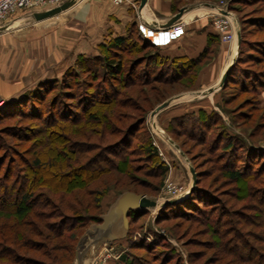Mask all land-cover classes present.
<instances>
[{
    "label": "rangeland",
    "instance_id": "374dc122",
    "mask_svg": "<svg viewBox=\"0 0 264 264\" xmlns=\"http://www.w3.org/2000/svg\"><path fill=\"white\" fill-rule=\"evenodd\" d=\"M63 1L65 0H60V3ZM85 1L77 0L79 2L77 5H81ZM123 1L110 0L113 16L110 15L108 19H105L106 21H103L104 23L102 22L103 19H94V24H77L70 17L76 7L41 21L26 23V19L31 13L48 10L57 5L22 9L6 21L5 24L14 27L0 33V81H8L12 84L23 83L24 92L20 96L25 94L27 97L11 106L10 115L0 116V176H3L6 165H10L12 169L8 183L12 182L16 174L17 176L25 175L27 180L34 176L30 184L31 191L37 196H41L42 193L48 195V205L43 207L41 211L45 210L49 216H52L48 219L49 222H57L55 218L61 213L58 206L61 211L70 214L71 210L67 202L75 201L76 195L85 194L89 200L91 194L94 193L91 187L94 188V185L100 187L99 183L104 182L106 175L104 173L85 174L83 171L77 175L73 172L77 165L74 166L72 163L69 166V163L66 162L67 159L63 158V152L64 150L67 151L66 148L70 141L72 143L91 142L89 140L92 135L89 134L90 137H87L84 133L89 132L91 125L94 124L80 119L83 111L82 104L85 100L81 98L80 92L85 88L91 92L89 98L93 104L90 103L89 105H93L92 112L99 109L105 113L100 116V121L96 126L101 127L104 122H108L109 119L111 121L113 135H107L105 140L100 134V136L96 134L97 136L93 135L92 137V141L100 144L99 146L102 147L112 142V139L117 140L119 127L123 128L126 124L128 126L134 120L144 121L140 127H134L135 131L133 129L130 131L133 138L131 139L132 148L136 152L132 155L135 168L127 170V179L132 185L127 183L123 187H117V189L114 185L108 186L107 192L97 203L98 210L94 211L93 208H89L87 212L91 215L104 212L117 196L118 191L125 189H133L138 194H143L157 202L155 207L146 209L145 213L131 224L130 232L128 231L124 239L101 244L96 251H89L86 254L87 264H119L123 253H126L124 264H136L135 259L127 252L141 256L139 263L146 264L144 263L145 257H148L146 251L140 247H133L137 244L143 245L142 243L156 246L154 252L151 253L155 255L150 256V261L147 264H158L159 261L155 258L159 257V254L163 258L173 257L169 264H252L250 259L236 256L243 254V257H246L248 253H251L250 250L242 247V240L253 245L255 251L261 255L260 260L264 261V250L261 247L264 243H257L252 237V234H256L258 229L243 226L239 230V237L236 236V233L230 234L227 231L226 237L221 238L219 237L220 234L215 233L217 229L213 223L216 216L223 214L222 229L230 226L231 220L242 223L248 219L255 221L258 213L253 205L262 208L263 199L260 200V198L264 196L261 187L264 171L253 176L251 174L250 176L249 173L255 167L254 163L259 156L263 158L261 160H264V92L259 94L258 104L253 101V95L250 91L240 89L234 83H229L225 89L220 88L205 96L193 93L206 90L211 83L215 84L217 81L218 78L208 80L211 70L208 66L219 51L222 50L227 53L226 63L235 53L236 42L234 45L225 43L216 32L214 41L208 47L210 52L196 67V79L192 88L182 87L181 83L185 81L171 84L153 81L143 84L139 81L133 85L130 83L132 79L125 77L127 69L125 73L122 72V74L124 73L123 76L120 74L116 79L105 76L104 79L107 81L103 82L100 72L102 61L95 63L96 66L101 65L100 70H97L99 71L97 75L91 70L90 72L84 70L85 67L81 68L78 61L86 52L90 53L86 56L98 55L100 59L106 56L110 59L113 58L111 51L102 49L99 45L108 43L109 39L115 35L113 34L115 30L111 31L110 28H117L120 25L117 21L119 17L116 12L118 5H121ZM160 1L167 5L170 12L171 3L177 9L183 6L211 4L227 10L230 13L229 17L236 19L237 25L238 16L250 18L253 15H264V9L257 4L252 6L237 4L234 5L236 8L231 7L234 8L233 11L229 10L227 7L230 0ZM135 8L136 4L132 2L131 9L135 11ZM208 9L206 10L210 16L209 23L213 27L211 15L217 11L213 8ZM190 14L186 13L182 17L185 20L195 18L194 13ZM131 21L125 25V31ZM138 25L140 24L138 23ZM245 32L247 39L255 40L264 37L262 33L253 31L249 25L245 27ZM149 51H153V49H146V51L138 53L134 49L126 51L122 55L123 66L125 67L127 62L134 57L145 55ZM159 52L161 53V49ZM236 52L238 54V49ZM161 55L163 54L161 53ZM109 58L108 60H110ZM116 60L118 59L116 58ZM92 64L89 62L90 67L95 65ZM254 68L256 70L264 68V60L261 64L254 65ZM202 71L207 74V77H204V85L198 87L197 79ZM70 72L74 73L73 78H71ZM76 74L80 75L77 76ZM137 74H134L133 78L136 76L138 79L139 77L144 78L140 75L141 73ZM43 77L45 78L43 79ZM79 77L83 79L82 82H79ZM120 77H122L123 82L129 83L123 85ZM101 88H106L108 91L106 94L110 98H114L116 95L113 91H119L118 96H115L116 101L110 105H99L97 101L100 99ZM97 89L100 90L98 93ZM225 96L230 99L226 105L223 103ZM15 97L13 98L15 99ZM169 98H172L171 102L152 115L153 110ZM4 102L0 108L4 107ZM94 103L97 104L94 105ZM29 106H34L33 112ZM200 110L216 113L218 118H216V122L219 125L214 126L210 133H206V138V134L202 133V131H206L205 125H201V133L195 132V125H191L193 116H197ZM240 114L244 116H239ZM179 116L189 117L175 119ZM43 130L45 135H42L41 131ZM160 130L172 139L177 145V149L167 142ZM228 134L232 135L230 140L235 141V150L222 148ZM216 139L220 142L218 149L215 148L217 146ZM101 140L106 144L101 143ZM152 146L156 148L157 155L149 158L147 157L149 152L146 148ZM247 149L250 150L248 153H246ZM96 152L95 150L91 151L89 156L96 154ZM35 158L40 160L39 165H34L33 168L28 169L27 165H31ZM232 162L235 163V166L231 164ZM158 163L164 164L163 167L166 170L153 169L152 166ZM189 166L195 174V185L193 190L186 194L192 182ZM259 166L263 167L262 164ZM230 168L240 169L245 174V178L238 182L231 180L226 174ZM113 172L111 171V174ZM197 185L203 187V190H200ZM168 186L175 189L177 195L171 197V192L168 193ZM88 192L90 195L86 194ZM191 195L193 197H190ZM199 196L201 198L194 200L195 197ZM174 198H176L174 203L163 204L166 200ZM180 200L183 201L179 202ZM204 201L211 203L212 206L200 203ZM183 202L188 206L184 205ZM203 208H214L213 220L210 224L198 219ZM9 211L0 214V223L19 224L20 221L28 224L32 221L37 222L33 210H27L25 214L20 216H16L13 210ZM40 229L42 235L31 236L27 242L34 243L39 248L43 243L48 245L50 241L58 248L65 249L55 250V252L58 254L66 253L68 259L70 253L66 250L67 246L68 244L70 247L73 245V241L80 230L71 229L64 233L61 246V243L53 238L54 235L50 234L46 226L40 225ZM252 231L254 233H251ZM259 232L264 236V227ZM228 238L230 239L226 241ZM1 239L0 234V242H2ZM220 240L223 241V244L238 241V246L231 243L229 247V249H236L237 254L225 252L219 242ZM5 244L14 248L21 255L28 253V255L36 256L39 259L49 260L51 258L49 255L45 257L41 253V249L40 251H29L24 247L21 249V245L11 240L6 241ZM166 250L168 251L166 252ZM171 250L174 252L173 256ZM164 251L166 253H161ZM189 254L192 255V262L188 257ZM143 260L144 262H142ZM0 264H14V262L6 259L0 261Z\"/></svg>",
    "mask_w": 264,
    "mask_h": 264
},
{
    "label": "trees",
    "instance_id": "16d2710c",
    "mask_svg": "<svg viewBox=\"0 0 264 264\" xmlns=\"http://www.w3.org/2000/svg\"><path fill=\"white\" fill-rule=\"evenodd\" d=\"M246 5V6H252L254 4L259 5L264 9V0H230L229 6L227 7L229 10H234L235 7L234 5ZM211 5V4H209ZM179 9V8H178ZM177 7L171 3V12L174 14L177 12ZM236 11V10H235ZM234 11V12H235ZM238 22V27L240 31V42H239V47H238V54L235 58V62L233 67L230 69L225 82L223 83L221 89H225L229 83H234L239 86L240 89L243 90H248L252 93L253 95V101H255V104H258L259 102V94L264 92V68L256 70L254 68V65H259L263 62L264 60V37H259L255 40L247 39L245 38V27L247 25L250 26V28L253 31H256L257 33H262L264 35V15H253L250 18H240L238 16L237 18ZM215 39V36L209 37L207 40V45L204 47V49L200 52V54L197 57L194 58H188V57H169V56H164L161 55L159 52V47L153 45L148 39L143 38L140 36L139 28H138V23L134 20L130 22V25L126 27V32L124 36H113L109 39V42L106 44H100L101 48L111 51L113 58H109L108 56L106 57H101L96 55V56H81L80 60L78 61L79 66L81 68L87 67L84 70L89 71L91 70L92 73L97 75L100 70V66H96L100 61H102V70L101 72V80L103 82L107 81L104 79L105 76L108 77H113L116 79L118 76L121 74L125 73L127 69V73L125 75L126 78L132 79L130 83L133 85L136 83H139V81L143 82V84H148V82H163L164 84H171V83H176V82H182L181 84L184 86H187L186 88H192L194 86V82L196 79V67L200 64V62L206 58L210 50L208 47L210 46L211 42H213ZM217 39V38H216ZM136 50L137 53L141 51H146V49H153V51L146 52L145 55H139L134 57L132 60H129L126 64V68L123 66L122 58L125 54L126 51H131V50ZM108 58L110 60H108ZM116 58L118 60H116ZM116 60V61H115ZM89 62L95 64L93 67L89 66ZM95 66V67H94ZM128 67V68H127ZM141 67V68H138ZM124 73L122 74V72ZM138 71V72H137ZM141 71V72H139ZM73 72V71H72ZM138 73L137 75L143 76L144 78H141L136 76L133 78L134 74ZM71 78H73V74ZM133 74V75H132ZM77 76L80 74H76ZM98 79V78H97ZM121 83L128 84L129 82L122 80V77H120ZM83 79L79 77V82H82ZM66 82V81H64ZM82 84V83H81ZM102 92H100V99L97 101L99 105L101 104H106L110 105L116 101V97L118 96V92H115V96L113 97H108L106 93L108 91L106 88H101ZM100 90L97 89V93ZM81 98L84 100V103L82 104L83 111L80 116L81 120H85L87 123H92L94 124L93 126L91 125L90 131L84 133L87 137H90L89 134L94 136L101 135L102 137L105 138L107 135H113V130L111 129V121L109 119L108 122H104V124L101 125V127H97L96 124L99 123L100 121V116L104 113L103 110L97 109V111L92 112L93 108V103L90 102L91 99L89 98L91 92L89 90H86L83 88L80 92ZM114 94V93H113ZM161 94V93H160ZM27 97V95H22L18 98L12 99V100H7L4 102V107L0 108V116H5V115H10L11 112V106L18 103L21 100H24ZM230 99L225 96L223 98V103L226 105V103H229ZM92 103L91 105H89ZM97 103H94V105ZM31 109V112L34 111V106H29ZM9 110H6L8 109ZM2 111V112H1ZM30 112V113H31ZM29 113V112H28ZM105 114V113H104ZM188 115V114H187ZM194 115V114H193ZM216 113L213 112H206L204 110H200L198 112L197 116H193V121H191V125H195V132L201 133L200 128L201 125L206 127V131H202L204 134H208L212 131L213 127L216 125H219L218 122H216ZM243 114H240L241 116ZM238 116V115H237ZM244 116V115H243ZM189 116H182V117H176L175 119H181V118H188ZM218 119V118H217ZM79 120V119H77ZM144 121L142 120H134L133 123L127 124L121 128L119 127L118 131V139L114 140L112 139V142H109L106 144L104 141L101 143H105L106 146H99L100 144H97V142L92 141V137L90 138L89 141L91 142H74L72 141L69 142L67 146V151L64 150L63 152V158L67 159L66 162L69 163L68 165L71 166L72 163L75 166V169L73 172L75 174L80 175L81 171L85 174H94V173H99L106 175L104 178V182L99 183L100 187H96L94 185V188L91 187L94 190V193L91 194L89 200L86 198V195L83 194H78L76 195V200L72 202H67L68 206H70L71 213L68 214L66 212L61 211V209L58 206V209L60 210L61 213L55 218L57 222H49L48 219H50L48 212L41 209L48 205L49 199L47 198L48 195L42 193L41 196H37V194H34L31 189V182L33 181V177L29 178L28 180L26 179L25 175L22 174V176H17V174L14 176L12 182H7L10 177H11V166L6 165V169L4 171L3 176H0V214L2 212H10L9 210H13L14 214L16 216H20L26 213L27 210H33L34 211V216L37 218V222L32 221L29 222L28 224L25 222H18L19 224H12L8 222H1L0 227V234L2 236V242H0V261L2 260H10V262L16 263H32V264H69L74 257V247L76 244V241L78 237L81 235V233L85 230V228L90 224V223H98L99 222V215L102 214L103 212H98L96 214H89L87 211L89 208H93L94 211L98 210V201L100 198L107 192L108 186L114 185V187H123L127 183H130L129 185H132L129 179H127V170H133L135 167L133 166V156L136 152H134L132 148V136L130 134V131L134 127H140L141 124H143ZM81 130V129H80ZM83 130V129H82ZM45 135L46 133L41 131ZM97 134V135H96ZM207 134L205 135V138L207 137ZM99 135V136H100ZM217 135V134H216ZM232 135H227L226 139L224 140V145L222 148L224 150H235V141L233 142L230 140ZM173 138V137H172ZM101 139V138H99ZM173 140H175L173 138ZM217 141V146L215 147L216 149L219 148L218 144L220 142ZM221 141V140H220ZM102 145V144H101ZM97 146V147H96ZM215 149V150H216ZM221 149V148H220ZM240 149V147H239ZM97 151L96 154H93L89 156V153L91 151ZM146 150L149 152L147 153V157H152L153 155H157L156 148L154 146L146 148ZM102 151V152H99ZM248 150L246 153H248ZM59 155V153H58ZM262 157H258V159L254 163L255 167L253 168L252 172L249 173L253 175H259L262 171H264V160ZM242 162V160L240 159ZM262 161V162H261ZM40 160L38 158H35L33 160V163L31 165H27V168H33L34 165H39ZM238 160L235 162L237 164ZM235 163L233 166H235ZM260 164L263 165V167L259 166ZM258 165V166H257ZM164 164H155L153 169L157 170H162L165 171L164 169ZM134 167V168H133ZM137 167V166H136ZM85 168H88V170H85ZM27 169V171H28ZM138 170H141L138 168ZM97 171V172H95ZM111 171H114L111 174ZM24 172V171H23ZM22 172V173H23ZM25 173V172H24ZM27 173V172H26ZM227 176L233 180V181H241L242 179L245 178V174L238 169V168H230L226 171ZM28 175V174H27ZM247 175V174H246ZM250 175V176H251ZM130 176V175H129ZM198 183V182H197ZM262 187V193H264V180L261 183ZM87 187V185H85ZM90 187V186H89ZM200 190H203V187L197 185ZM196 187V189H198ZM87 189V188H86ZM90 190V189H88ZM123 191H131L134 193H138L134 191L133 189H125V190H120L118 191V194L123 192ZM87 195H90V193H86ZM117 194V195H118ZM38 197V199H37ZM190 197H193L192 195ZM201 198L195 197L194 200ZM263 199L262 208L258 207L257 205H253L255 207V211H257L258 216L256 220L254 221L253 219L246 220L245 222H239V221H234L231 220L232 224L230 226L225 227L222 229V218L223 215L216 216L214 219V226L215 229H217V234H220L219 237L224 238L223 236L226 237L227 231L230 234L236 233V236L239 237V230L243 228V226H251L255 227L257 230L256 234H252V237L255 238V242H261L264 243V236L261 234L263 227H264V196L260 198V200ZM183 200H180L181 202ZM50 203V202H49ZM184 203V202H183ZM203 205H211V203H208L206 201L200 202ZM216 203V202H214ZM184 205L188 206V204L184 203ZM69 208V207H68ZM213 209V210H211ZM38 212L36 213V211ZM213 211L214 208H209L205 209L203 208L201 211V216L198 217V219L211 223L212 222V217H213ZM221 212V211H220ZM145 212L144 211H130V214L128 216V221H129V229H131V224L136 221L137 218L142 216ZM53 216L54 213H53ZM242 223V224H241ZM236 224V225H233ZM239 224V225H238ZM40 225H44L47 227L49 230L50 234H53V238H56L58 240V243H61L63 240V235L67 231L71 229H79L80 232L76 235V238L73 241V245L68 244V248L66 249L67 252L70 253L69 258H66V253L65 254H58L55 252V250H65L62 247L58 248L57 245L51 244L50 241L48 245L46 243H43L42 245L38 247L35 246L34 243L27 242V239L31 238V236H40L42 235ZM238 225V226H237ZM23 227V228H21ZM230 228V230H229ZM254 228V229H255ZM216 231V230H215ZM130 232V231H129ZM251 233H254L252 231ZM45 237V236H44ZM49 239V238H48ZM230 238H228L226 241H228ZM237 239V238H235ZM11 240L14 243H17L21 245V249L24 247V249L27 250H34V251H40L42 250V254L49 255L51 257L49 260L48 259H39L36 256H30L27 254H20L17 251H15L14 248L7 246L5 243L6 241ZM242 240V239H241ZM4 241V242H3ZM161 241V240H160ZM28 244H27V243ZM221 243L222 249L225 252H229L231 254L236 255L237 250L236 249H229L230 244L234 243V241L230 242V244H223V241H219ZM246 240H242V247L248 249L251 251V253L247 254L246 257H243V254H238V258H247L250 259L252 264H264V261H261V255L255 251V247L253 245H250L249 243H246ZM63 243V242H62ZM61 243V246H62ZM143 245H133V247H140L143 248L146 251V255L148 257H145V262L144 260L142 262L148 263L150 261V256H153L155 254H151L154 252L156 246L154 244H144ZM236 246H238V241L234 243ZM261 247L264 250V244L261 245ZM168 250H166L167 252ZM161 252V253H166ZM160 253V252H159ZM127 254L131 255L135 261L136 264H140L141 262V256H137V254H131L127 252ZM171 255H174L173 250H171ZM126 253H123L121 255V260L119 261V264H124L125 259H126ZM191 254H189V259L191 260ZM172 258H163L161 254H159V257L155 258V260H158V264H169L172 261ZM193 259V258H192ZM192 262V260H191ZM131 264V263H129ZM135 264V263H133Z\"/></svg>",
    "mask_w": 264,
    "mask_h": 264
},
{
    "label": "crops",
    "instance_id": "0c3cea01",
    "mask_svg": "<svg viewBox=\"0 0 264 264\" xmlns=\"http://www.w3.org/2000/svg\"><path fill=\"white\" fill-rule=\"evenodd\" d=\"M159 1L147 0V4L142 11V17H139L137 12L139 0L138 2L137 0H124L121 5H118V11L116 12V15L119 17L117 21L120 25H118L117 28H110L111 31L115 30V32L113 33L115 34L114 36H124L126 32L125 25L131 20H136L137 23L144 27L145 31L147 29H151L153 30V32L156 30L172 31V27L167 29L163 28L162 23L166 22L173 14L170 12L164 2ZM109 2L110 0H86L79 6L77 5L79 2H77L75 5L69 8V10H71L76 7L75 11L70 15L71 20L81 25L86 23L91 24L93 23L94 19H103L102 22L106 21L105 19H108L110 15L113 16V7ZM132 2L136 4V8L134 9L135 11L131 9ZM206 9L208 8L198 6L187 12V14L194 13L193 15L195 18L188 20V18L186 17L187 20H185V18L181 17L180 20H178L174 24V29L175 27H182L183 32L179 37L171 39L168 44L159 47L163 55L169 56L171 58L183 56L194 58L200 54V52L206 46L208 38L216 36L214 28L209 23V9ZM197 12L198 14H195ZM84 55H90V53L86 52L84 53ZM226 58L227 53H225L224 51L221 50L217 53V56L215 57L213 62L208 66L211 68V70L209 71L210 76L208 80L218 78L215 82V84H217L225 68ZM38 76L40 77V75ZM204 77H207V74H204V72L202 71L197 79L198 87L204 85ZM44 78L45 77H43V79ZM215 84L211 83V85L209 86L212 87ZM22 92H24L23 83L21 84L20 82L19 84H12L8 81H0V100H12L14 99L13 97L20 96Z\"/></svg>",
    "mask_w": 264,
    "mask_h": 264
},
{
    "label": "water",
    "instance_id": "95a60500",
    "mask_svg": "<svg viewBox=\"0 0 264 264\" xmlns=\"http://www.w3.org/2000/svg\"><path fill=\"white\" fill-rule=\"evenodd\" d=\"M77 0H65L59 5L52 7L48 10L33 12L29 15L26 19V23H33L34 21H41L46 18L52 17L62 11H65L75 5ZM147 0H139L138 4V16L142 17V11L145 8ZM203 6L207 8H213L217 12L230 16V13L227 10H223L217 6H212L209 4H202V5H194V6H183L180 7L176 13H174L166 22L162 23L163 28L167 29L172 27L180 18L187 12L191 11L192 9ZM235 23V31H236V50L234 55L231 59L226 63L225 68L221 74L220 80L217 85L207 88L203 91H196L193 93H197L199 96H205L209 93L215 92L220 89L225 82V79L233 67L237 49L239 47L240 42V31L239 27L236 23V19L231 17ZM14 26H10L9 24H5L0 26V33L7 31ZM172 98L162 102L158 105L152 112V115L157 113L159 110L164 108L169 102H171ZM157 127V126H155ZM161 134L167 140V142L172 145L174 148H178L177 145L172 141V139L167 136L163 131ZM181 152V151H179ZM182 156L183 154L180 153ZM189 171L191 172L192 182L191 186L186 192V194L190 193L195 185V174L193 169L189 166ZM185 194V195H186ZM174 199H168L163 204H172L174 203ZM157 202L151 198L146 197L143 194L134 193L131 191H123L119 193L114 200L108 205L107 209L99 215V222L98 223H91L89 224L85 230L81 233L78 237L75 247H74V257L73 260L69 264H87L86 262V254L89 251H96L101 244L104 243H112L114 241H119L124 239L129 231V221L128 216L130 211H145L148 208L155 207Z\"/></svg>",
    "mask_w": 264,
    "mask_h": 264
},
{
    "label": "built area",
    "instance_id": "2783aa9c",
    "mask_svg": "<svg viewBox=\"0 0 264 264\" xmlns=\"http://www.w3.org/2000/svg\"><path fill=\"white\" fill-rule=\"evenodd\" d=\"M120 1V0H116ZM60 3V0H0V26L4 25L10 17H12L15 13H17L19 10L22 9H36L41 7H48V6H54L58 5ZM212 17V25L215 30V32L221 37V40L225 43L229 44H235L236 42V29H235V23L232 21L233 19L227 15H223L219 12H215L211 15ZM140 36L143 38L148 39L153 45L157 47L164 46L169 43V39L166 41L160 42V44L155 43L151 37L153 36V33L158 34L161 36L162 34H170L169 37L174 39L173 31L175 30V34L183 32L182 27H175L171 28L172 31L169 30H156L153 32L151 29H147L146 31L142 29V25H138ZM178 36V35H177ZM4 101L0 100V107L2 106V103ZM171 192V197L177 195V192L175 189L170 188L168 186V193Z\"/></svg>",
    "mask_w": 264,
    "mask_h": 264
},
{
    "label": "bare ground",
    "instance_id": "6f19581e",
    "mask_svg": "<svg viewBox=\"0 0 264 264\" xmlns=\"http://www.w3.org/2000/svg\"><path fill=\"white\" fill-rule=\"evenodd\" d=\"M58 5H59V4H58ZM142 29H144L143 26H142ZM175 30H176V29H175ZM175 30L173 31L174 39L177 38V37H179V36L181 35V32L175 34ZM152 35H153V36L151 37V39H153V40L155 41V43H157V44H160V42H162V41H166L167 39H169V42H170V40L173 39V38L169 37L170 34H162L161 36H159L158 34L153 33ZM177 35H178V36H177ZM162 43H163V42H162Z\"/></svg>",
    "mask_w": 264,
    "mask_h": 264
}]
</instances>
